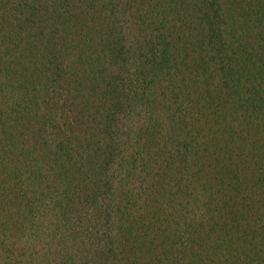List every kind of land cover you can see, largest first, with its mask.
<instances>
[{
	"label": "trees",
	"instance_id": "1",
	"mask_svg": "<svg viewBox=\"0 0 264 264\" xmlns=\"http://www.w3.org/2000/svg\"><path fill=\"white\" fill-rule=\"evenodd\" d=\"M0 264H264V0H0Z\"/></svg>",
	"mask_w": 264,
	"mask_h": 264
}]
</instances>
